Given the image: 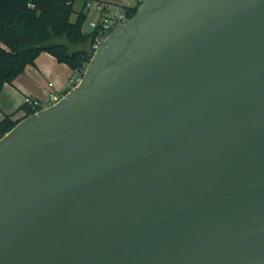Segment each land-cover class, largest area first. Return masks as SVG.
I'll return each mask as SVG.
<instances>
[{"label": "water", "instance_id": "95a60500", "mask_svg": "<svg viewBox=\"0 0 264 264\" xmlns=\"http://www.w3.org/2000/svg\"><path fill=\"white\" fill-rule=\"evenodd\" d=\"M0 264H264V0H142L5 132Z\"/></svg>", "mask_w": 264, "mask_h": 264}, {"label": "trees", "instance_id": "16d2710c", "mask_svg": "<svg viewBox=\"0 0 264 264\" xmlns=\"http://www.w3.org/2000/svg\"><path fill=\"white\" fill-rule=\"evenodd\" d=\"M81 1L82 7L72 19L75 0H0V90L22 73L26 65L34 63L42 51L73 70L88 63L97 31H83L88 0ZM141 1L125 7L124 13L130 18ZM24 107L23 117L36 111L28 104ZM21 118L5 115L0 121V137Z\"/></svg>", "mask_w": 264, "mask_h": 264}, {"label": "crops", "instance_id": "0c3cea01", "mask_svg": "<svg viewBox=\"0 0 264 264\" xmlns=\"http://www.w3.org/2000/svg\"><path fill=\"white\" fill-rule=\"evenodd\" d=\"M108 5L110 13H122L125 7L135 6L140 0H98ZM76 70L59 62L52 54L42 51L34 63L25 66L12 82L5 83L0 90V121L5 115L19 119L25 114V98H38L42 106L47 105L49 91L61 95L72 86ZM51 82L52 85L48 83Z\"/></svg>", "mask_w": 264, "mask_h": 264}, {"label": "built area", "instance_id": "2783aa9c", "mask_svg": "<svg viewBox=\"0 0 264 264\" xmlns=\"http://www.w3.org/2000/svg\"><path fill=\"white\" fill-rule=\"evenodd\" d=\"M92 6L98 13L97 21H90L89 23L91 28L96 29L97 31L92 41V49L94 51L109 32H111L117 26L125 23L129 19V17L124 12L110 13L108 5H105L104 3L99 2L98 0H88L86 2V6H85L86 8H90ZM86 65L82 69L76 71L75 77L72 80V86L75 85L80 80L86 68ZM48 84L52 85L51 82H49ZM62 95L55 90L49 91L47 96V105L56 102ZM25 103L28 104L31 108L36 110L44 107L42 106L41 100L38 98L26 97Z\"/></svg>", "mask_w": 264, "mask_h": 264}, {"label": "rangeland", "instance_id": "374dc122", "mask_svg": "<svg viewBox=\"0 0 264 264\" xmlns=\"http://www.w3.org/2000/svg\"><path fill=\"white\" fill-rule=\"evenodd\" d=\"M82 7V1L81 0H75V2L73 3V13L71 18L74 19L75 14L78 10H80ZM84 11L86 12V18L82 24V29L85 32L90 31L92 28L90 26V21H97L98 19V13L97 11L94 9V7H90V8H84ZM79 70V69H78ZM77 71V70H76Z\"/></svg>", "mask_w": 264, "mask_h": 264}]
</instances>
